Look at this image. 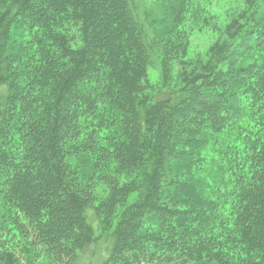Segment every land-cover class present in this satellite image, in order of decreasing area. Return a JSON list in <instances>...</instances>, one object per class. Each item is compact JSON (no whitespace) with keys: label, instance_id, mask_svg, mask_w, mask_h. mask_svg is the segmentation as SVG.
I'll list each match as a JSON object with an SVG mask.
<instances>
[{"label":"trees","instance_id":"1","mask_svg":"<svg viewBox=\"0 0 264 264\" xmlns=\"http://www.w3.org/2000/svg\"><path fill=\"white\" fill-rule=\"evenodd\" d=\"M164 1L149 31L138 0H0V264H73L87 210L118 221L100 264H264V0L191 68L194 0ZM155 57L164 96L147 100Z\"/></svg>","mask_w":264,"mask_h":264},{"label":"rangeland","instance_id":"2","mask_svg":"<svg viewBox=\"0 0 264 264\" xmlns=\"http://www.w3.org/2000/svg\"><path fill=\"white\" fill-rule=\"evenodd\" d=\"M138 2V17L149 31H153L159 27L158 24L165 22L168 16L171 15L168 9H166L164 0H138ZM196 7L198 10H196ZM245 7V0H194V4L187 8L186 14L182 18L181 26L185 37L186 62L190 68L199 63H205L206 59L210 57L209 49L212 45L219 39H225L224 31L226 25L229 23L230 17H232L231 15L239 13ZM148 14L151 19L146 20L145 18ZM152 19H156V21L150 24ZM171 68L169 83L171 85L170 87H174L178 84L179 75L182 72V65L176 59L172 62ZM146 76L148 84L144 88V91L146 99L149 100L158 93V90L164 88L162 64L157 57H155L148 67ZM5 90L6 83H1L0 81V103ZM157 95L159 97L164 96L161 93ZM262 111L261 108L255 114L249 111L245 116L244 122L249 126L248 128L251 133H258L261 125L258 127L251 121L253 119H260ZM236 147H241V143H238ZM221 151L218 148L219 154ZM206 153V160L212 158L217 159L212 150ZM204 172L206 173L205 178L208 183L214 186L212 188L213 190H217L219 183L226 182L230 176V172L227 169H222L221 165H217L215 162L207 167L206 163H204ZM138 197L139 192L134 193L130 197L129 203L136 201ZM226 207H228V204H226ZM84 222L83 236L73 264H100L115 244L119 234L118 221L115 220L110 225L104 224L100 218L94 216L87 210L84 213Z\"/></svg>","mask_w":264,"mask_h":264}]
</instances>
